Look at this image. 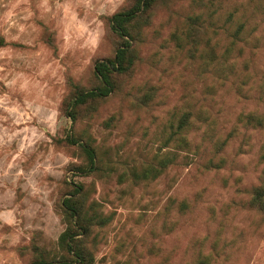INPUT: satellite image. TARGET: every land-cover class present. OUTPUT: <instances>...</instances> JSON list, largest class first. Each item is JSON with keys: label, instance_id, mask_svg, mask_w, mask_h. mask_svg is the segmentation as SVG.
Returning a JSON list of instances; mask_svg holds the SVG:
<instances>
[{"label": "rangeland", "instance_id": "1", "mask_svg": "<svg viewBox=\"0 0 264 264\" xmlns=\"http://www.w3.org/2000/svg\"><path fill=\"white\" fill-rule=\"evenodd\" d=\"M123 3L0 0V264H28L31 243L56 250L63 180L90 183V200L111 216L92 264H264V228L246 204L264 177V0H169L142 29L121 92L77 125L111 169L68 171L77 150L52 139L70 125L59 110L65 77L88 84L111 50L101 17ZM191 14L206 30L192 55ZM182 113L187 144L163 146ZM160 158L169 163L157 177L127 176Z\"/></svg>", "mask_w": 264, "mask_h": 264}, {"label": "trees", "instance_id": "2", "mask_svg": "<svg viewBox=\"0 0 264 264\" xmlns=\"http://www.w3.org/2000/svg\"><path fill=\"white\" fill-rule=\"evenodd\" d=\"M168 3L169 0H124V3L114 12L102 15L106 38L111 46L110 54L94 59L87 85L74 81L68 75L65 77L66 93L61 100L59 110L69 119L70 125L62 139H52L57 143L62 142L69 148L75 147L77 150L78 161L68 166V171L72 175L101 177L111 169L97 162L94 148L84 133L78 131L77 125L88 116L85 113L96 109L98 103L121 92L122 83L130 77L138 60L137 46L141 42L142 29L149 25L156 12L166 7ZM202 21L203 19L197 14L186 16L183 34L189 44L190 55L194 47L200 44L199 36L206 32ZM45 42L54 50V44L49 36L46 37ZM206 42H208L207 39ZM1 45L3 40L0 38ZM211 52L212 48H208L205 53L209 55ZM151 90L150 88L147 93L144 91L140 97L135 98L136 102L133 103L136 106L146 105L152 98ZM187 124L188 113L180 114L176 124L170 125V133L163 140L162 145L172 144L177 148L187 144L183 133ZM168 163V158H160L154 164H146L139 171L132 169L129 175L125 171L121 175L127 174L132 180L153 179L166 169ZM89 184L63 180L62 189L57 198L63 229L56 239V250L51 252L31 243L32 258L28 264L93 263L98 244L96 230H102L111 216L104 215L98 210L96 203L90 200ZM247 193L246 204L257 215L259 223L264 228V177ZM194 264H208V258H199Z\"/></svg>", "mask_w": 264, "mask_h": 264}]
</instances>
